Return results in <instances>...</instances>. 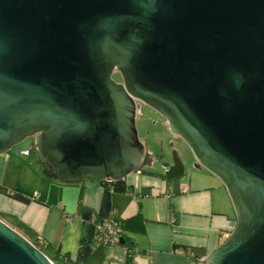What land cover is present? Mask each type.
Here are the masks:
<instances>
[{"label": "water", "instance_id": "1", "mask_svg": "<svg viewBox=\"0 0 264 264\" xmlns=\"http://www.w3.org/2000/svg\"><path fill=\"white\" fill-rule=\"evenodd\" d=\"M142 103L232 201L197 264H264V0H0V153L33 137L64 181L123 180L146 158ZM0 264L55 263L0 219Z\"/></svg>", "mask_w": 264, "mask_h": 264}, {"label": "crops", "instance_id": "2", "mask_svg": "<svg viewBox=\"0 0 264 264\" xmlns=\"http://www.w3.org/2000/svg\"><path fill=\"white\" fill-rule=\"evenodd\" d=\"M32 149L20 154L33 167L0 153V219L55 264H77L84 242L92 251L82 264H197L237 225L225 185L206 168L171 178L142 167L116 191L95 180L64 181ZM113 213L124 221L123 239L108 246L95 239V224Z\"/></svg>", "mask_w": 264, "mask_h": 264}, {"label": "rangeland", "instance_id": "3", "mask_svg": "<svg viewBox=\"0 0 264 264\" xmlns=\"http://www.w3.org/2000/svg\"><path fill=\"white\" fill-rule=\"evenodd\" d=\"M113 78L118 82L122 81V76L119 72H114ZM136 124L140 139L146 147V155L152 156L155 160L153 166L144 163L142 166L144 169H148L154 173L165 174L167 170L164 164L173 165L175 156L177 155L179 160L184 164L187 174L193 172V170L196 171L194 169L197 168L195 166L196 158L192 149L185 140L171 131L166 118L159 112L142 103L141 108L137 112ZM31 147H33V154L37 153L41 155L35 146V138L33 137H28L20 144L14 146L8 151V154L12 158H21L25 162L30 159L28 164L33 167L35 165L34 159L20 154V151Z\"/></svg>", "mask_w": 264, "mask_h": 264}, {"label": "built area", "instance_id": "4", "mask_svg": "<svg viewBox=\"0 0 264 264\" xmlns=\"http://www.w3.org/2000/svg\"><path fill=\"white\" fill-rule=\"evenodd\" d=\"M107 182L112 183L113 180ZM123 231L121 218L113 213L109 218L95 224V239L104 245H118L122 242Z\"/></svg>", "mask_w": 264, "mask_h": 264}, {"label": "trees", "instance_id": "5", "mask_svg": "<svg viewBox=\"0 0 264 264\" xmlns=\"http://www.w3.org/2000/svg\"><path fill=\"white\" fill-rule=\"evenodd\" d=\"M150 172L152 174H154L152 171H150ZM103 184L109 186L111 189L116 190V191H124L125 190V182H124V180L113 181L112 183L104 181ZM121 220H122V224H123V227H124V221H123L122 218H121ZM91 251H92V246L89 243L84 242L82 244V246L80 247L79 251H78L77 264L84 263L89 258L90 254H91Z\"/></svg>", "mask_w": 264, "mask_h": 264}, {"label": "flooded vegetation", "instance_id": "6", "mask_svg": "<svg viewBox=\"0 0 264 264\" xmlns=\"http://www.w3.org/2000/svg\"><path fill=\"white\" fill-rule=\"evenodd\" d=\"M154 162H155V160L153 159V157L152 156H150V155H146V158H145V164H147V165H149V166H153L154 165ZM157 173V172H156ZM158 174H162V175H164L163 173H158Z\"/></svg>", "mask_w": 264, "mask_h": 264}, {"label": "clouds", "instance_id": "7", "mask_svg": "<svg viewBox=\"0 0 264 264\" xmlns=\"http://www.w3.org/2000/svg\"><path fill=\"white\" fill-rule=\"evenodd\" d=\"M239 86V85H238Z\"/></svg>", "mask_w": 264, "mask_h": 264}]
</instances>
